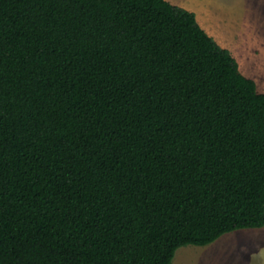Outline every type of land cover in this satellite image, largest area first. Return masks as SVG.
I'll return each mask as SVG.
<instances>
[{"label": "trees", "instance_id": "obj_1", "mask_svg": "<svg viewBox=\"0 0 264 264\" xmlns=\"http://www.w3.org/2000/svg\"><path fill=\"white\" fill-rule=\"evenodd\" d=\"M264 226V93L167 0H0V264H170Z\"/></svg>", "mask_w": 264, "mask_h": 264}, {"label": "rangeland", "instance_id": "obj_2", "mask_svg": "<svg viewBox=\"0 0 264 264\" xmlns=\"http://www.w3.org/2000/svg\"><path fill=\"white\" fill-rule=\"evenodd\" d=\"M184 1L192 3L195 0ZM206 1L223 18L226 15L248 16L250 35L264 40V0H244L243 4H238V0ZM239 230L224 233L204 246L179 247L170 264H264V226Z\"/></svg>", "mask_w": 264, "mask_h": 264}, {"label": "crops", "instance_id": "obj_3", "mask_svg": "<svg viewBox=\"0 0 264 264\" xmlns=\"http://www.w3.org/2000/svg\"><path fill=\"white\" fill-rule=\"evenodd\" d=\"M167 1L194 12L201 27L231 52L238 63L240 72L253 79L257 91L264 93V40L250 35L248 16L237 15V18H234L226 15L223 18L217 15L216 9H211L212 6H209L206 0H193L192 3H186L184 0ZM239 2L243 4L244 0H238V4ZM209 12L212 14L210 15ZM242 229L239 231H243Z\"/></svg>", "mask_w": 264, "mask_h": 264}]
</instances>
